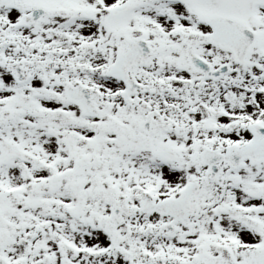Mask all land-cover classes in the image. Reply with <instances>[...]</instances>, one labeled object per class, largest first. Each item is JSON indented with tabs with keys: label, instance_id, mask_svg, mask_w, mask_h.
I'll use <instances>...</instances> for the list:
<instances>
[{
	"label": "snow or ice",
	"instance_id": "6c2138e0",
	"mask_svg": "<svg viewBox=\"0 0 264 264\" xmlns=\"http://www.w3.org/2000/svg\"><path fill=\"white\" fill-rule=\"evenodd\" d=\"M0 264H264V0H0Z\"/></svg>",
	"mask_w": 264,
	"mask_h": 264
}]
</instances>
